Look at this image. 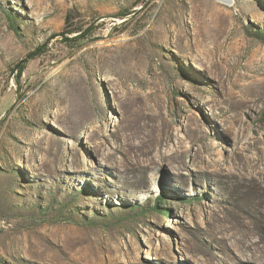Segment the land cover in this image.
Segmentation results:
<instances>
[{
	"label": "rangeland",
	"instance_id": "1",
	"mask_svg": "<svg viewBox=\"0 0 264 264\" xmlns=\"http://www.w3.org/2000/svg\"><path fill=\"white\" fill-rule=\"evenodd\" d=\"M229 1L0 0V264H264V0Z\"/></svg>",
	"mask_w": 264,
	"mask_h": 264
},
{
	"label": "trees",
	"instance_id": "2",
	"mask_svg": "<svg viewBox=\"0 0 264 264\" xmlns=\"http://www.w3.org/2000/svg\"><path fill=\"white\" fill-rule=\"evenodd\" d=\"M129 15V13H125L122 16L125 18ZM67 21H69V19H67ZM72 28H69V27ZM70 26H67L68 28L65 29L66 32H62L64 35H71V34H75V36L71 37V38H65L67 41H71V42H80L82 40H84L87 36H90L92 34V32L94 31L93 27H88V28H83V27H73L72 24ZM43 52V48L42 46L38 47L36 50H34L33 52H30L27 54V56L21 60L17 65H16V72H17V79L19 80L20 77L22 76L27 63L30 60L35 59L37 56H39L41 53ZM160 197L158 198L159 201Z\"/></svg>",
	"mask_w": 264,
	"mask_h": 264
},
{
	"label": "crops",
	"instance_id": "3",
	"mask_svg": "<svg viewBox=\"0 0 264 264\" xmlns=\"http://www.w3.org/2000/svg\"><path fill=\"white\" fill-rule=\"evenodd\" d=\"M217 1H219V2H224V1H226V0H217Z\"/></svg>",
	"mask_w": 264,
	"mask_h": 264
},
{
	"label": "water",
	"instance_id": "4",
	"mask_svg": "<svg viewBox=\"0 0 264 264\" xmlns=\"http://www.w3.org/2000/svg\"><path fill=\"white\" fill-rule=\"evenodd\" d=\"M228 3H231L229 0H226ZM229 6H231V4L229 5ZM232 7V6H231Z\"/></svg>",
	"mask_w": 264,
	"mask_h": 264
}]
</instances>
